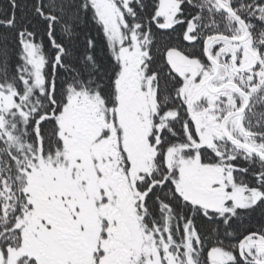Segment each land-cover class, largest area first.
<instances>
[{
  "label": "snow or ice",
  "instance_id": "6c2138e0",
  "mask_svg": "<svg viewBox=\"0 0 264 264\" xmlns=\"http://www.w3.org/2000/svg\"><path fill=\"white\" fill-rule=\"evenodd\" d=\"M0 264H264V0H0Z\"/></svg>",
  "mask_w": 264,
  "mask_h": 264
}]
</instances>
